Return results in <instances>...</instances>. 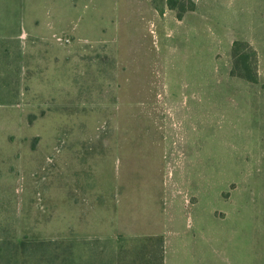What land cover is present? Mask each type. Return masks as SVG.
<instances>
[{
	"label": "rangeland",
	"instance_id": "374dc122",
	"mask_svg": "<svg viewBox=\"0 0 264 264\" xmlns=\"http://www.w3.org/2000/svg\"><path fill=\"white\" fill-rule=\"evenodd\" d=\"M26 235L264 264V0H0V244Z\"/></svg>",
	"mask_w": 264,
	"mask_h": 264
},
{
	"label": "trees",
	"instance_id": "16d2710c",
	"mask_svg": "<svg viewBox=\"0 0 264 264\" xmlns=\"http://www.w3.org/2000/svg\"><path fill=\"white\" fill-rule=\"evenodd\" d=\"M171 1V0H170ZM192 1V0H191ZM182 15L181 13L179 14ZM240 41L234 42L233 50L236 55ZM233 74L246 77L250 80H256V74L254 71L242 72L237 71L235 68L232 70ZM125 239H122L118 245V249L110 251L109 258L104 260L101 257H97L95 253H92L93 257H90L87 264H164L165 259V239L162 235H150L146 237L147 241L152 240L151 251L143 250H129L125 246ZM41 243V242H40ZM39 241L30 236L22 238L20 241H14L12 244L6 243L4 247L0 244V264H29L28 256L31 259L39 263L49 261V264H54L55 255L42 254L38 255L40 249ZM32 250L31 252H24L23 249ZM92 249V248H91ZM93 251V250H92ZM129 251V252H128ZM34 253L36 255H28ZM28 255V256H27ZM97 258V259H94ZM61 264H78L76 262L74 250L71 246H68L65 251L64 258L60 261Z\"/></svg>",
	"mask_w": 264,
	"mask_h": 264
},
{
	"label": "crops",
	"instance_id": "0c3cea01",
	"mask_svg": "<svg viewBox=\"0 0 264 264\" xmlns=\"http://www.w3.org/2000/svg\"><path fill=\"white\" fill-rule=\"evenodd\" d=\"M166 264H167V256H166ZM177 264H185L184 262H178Z\"/></svg>",
	"mask_w": 264,
	"mask_h": 264
}]
</instances>
